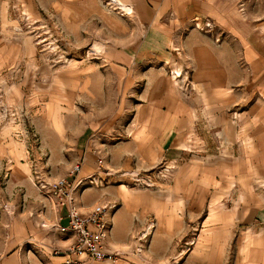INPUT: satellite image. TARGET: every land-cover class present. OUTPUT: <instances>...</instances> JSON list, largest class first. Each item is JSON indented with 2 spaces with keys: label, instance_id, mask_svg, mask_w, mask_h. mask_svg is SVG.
I'll list each match as a JSON object with an SVG mask.
<instances>
[{
  "label": "crops",
  "instance_id": "obj_1",
  "mask_svg": "<svg viewBox=\"0 0 264 264\" xmlns=\"http://www.w3.org/2000/svg\"><path fill=\"white\" fill-rule=\"evenodd\" d=\"M35 1L0 0V87L13 98L9 108L24 110L42 149L55 152L57 160L70 127L62 120L59 101L51 100L56 92L48 78L53 74L36 68L41 63L27 56L29 49L15 30L21 10ZM43 1L45 8L59 4L62 16L81 23L105 17L102 8L110 9L106 0ZM116 1L131 11L114 15L140 30L139 48L163 50L164 55L154 58L165 64L172 59L173 71L190 68L193 92L184 103L174 85L158 82L157 88L166 89L163 97L171 101L169 115L158 113L151 125L138 122L129 139L108 147L106 155L105 166L114 170H124L132 162L143 169L162 159L177 161L171 204L165 206L153 191L118 184L123 177L115 175L112 184L77 195L79 211L87 214L100 203L116 205L106 249L118 250L124 264H147L125 251L136 218L154 215V237L168 241L180 232L185 219L195 221L202 213L196 246L178 264H264V0ZM194 22L200 27L209 23L211 29H196ZM23 63L35 69L23 89L25 109L16 91V86L27 84L28 77L20 84L18 76L17 67ZM23 125H0V179L8 177L2 182L5 191L0 188V204L20 211L12 218L0 214V264H19L23 247L32 253L27 255L30 264H64V258L52 256V251L66 250L74 237L55 228L67 225L65 211L50 207L29 184L32 164ZM88 132L83 129L73 143L74 159L82 162L79 176L91 171L99 176L90 148L93 133ZM64 162L69 168V161ZM67 169L59 176H65ZM6 194L12 198L7 200Z\"/></svg>",
  "mask_w": 264,
  "mask_h": 264
},
{
  "label": "rangeland",
  "instance_id": "obj_2",
  "mask_svg": "<svg viewBox=\"0 0 264 264\" xmlns=\"http://www.w3.org/2000/svg\"><path fill=\"white\" fill-rule=\"evenodd\" d=\"M56 1L60 2V0H54L53 3L55 4ZM44 5L43 0H37L32 2L29 8L25 7L21 10L20 24L15 29L16 36L26 43L29 49L27 56L35 57L37 62L41 63V66L37 65L36 68H47V71L50 70L53 74L48 79L54 81L53 88L57 94L54 93L51 100L59 101L62 120L70 127V130L66 132L64 145L60 147L59 158L55 160V152L46 153V150L42 149L40 136L28 121L24 110H16L21 117L20 122L25 127L22 132L33 145L29 148L32 173L28 181L31 188L50 207L53 206L50 200L36 190L37 181H52V179L64 177V175L59 176L60 172L64 171L63 168H68L64 161H69V168L78 162L74 159L76 156L73 143L83 129H89L88 134L93 133L90 148L96 157L95 164L99 153L104 160L103 167L115 172L117 176L124 171H137L143 178L149 177L153 182L152 187L138 185L124 177L121 178L123 181L118 184H124L129 189L153 191L158 196H162L165 206L171 204L173 172L178 168L177 161L162 159L143 169L138 168L132 162L130 167L124 170L108 168L105 162L108 147L122 144L129 139L132 127H136L138 122L151 125L155 123L158 113L169 115L167 109L171 101L163 97L167 92H165L166 89H162V86L160 89L157 88L158 82L163 85L168 84L170 87L174 85L176 95L182 102L186 103L191 99L193 89L190 68L177 69L179 77L175 79L176 75L171 63L173 60L171 59L170 62L169 59V64L157 62L154 56L164 55L163 50L146 51L139 48L142 40L140 30L123 23L122 19L118 18L117 12H120L114 10V7L102 8L105 11V17L85 19L81 23L62 16L59 4L48 5L46 8ZM32 15L34 17L29 18ZM193 27L195 28L194 23ZM202 31L208 30L203 29ZM212 33L217 40L220 38V35ZM17 69L20 71L18 73L20 84L24 76L28 77L27 84L22 83L20 87L16 86V91L20 94L18 99L22 97L21 106L25 109L27 102L24 97L27 92H23V89L30 83L31 73L35 69L34 65L26 67L24 63ZM34 93L31 91V94ZM157 94L161 96L159 101L156 98ZM12 100L7 89L0 87V107L3 105L11 107ZM156 109L158 112H155ZM55 140L53 138V141ZM104 168L99 170V176L102 178ZM91 174L94 173L91 171L86 175ZM7 178L3 175L0 179V188L3 191L6 186H3L2 182ZM111 178H106V181L98 187L86 188L78 196L86 191L98 190L109 183L112 184ZM11 198L6 194L7 200ZM18 212L20 211L15 210L11 204H0V214H3L4 218H12ZM203 216L202 213L196 220L194 219L195 221L185 219L180 232L168 241L154 237L157 231V220L154 215H147L142 219L136 218L129 233L128 242L130 243L125 251L127 255L133 254L134 257L137 255L142 263L178 264L196 246ZM150 221L154 223V228L149 233L146 227ZM144 232L149 234L139 240ZM29 250L23 247L22 256H24L19 264L31 263L32 258H27L28 254L32 255ZM138 251L141 252L138 254ZM152 251L163 252V255L153 257ZM228 260L230 262L231 257ZM120 263L124 264L121 261Z\"/></svg>",
  "mask_w": 264,
  "mask_h": 264
},
{
  "label": "built area",
  "instance_id": "obj_3",
  "mask_svg": "<svg viewBox=\"0 0 264 264\" xmlns=\"http://www.w3.org/2000/svg\"><path fill=\"white\" fill-rule=\"evenodd\" d=\"M108 6L114 7L122 15H130L131 11H125L123 6L116 0H106ZM194 26L199 30H210L211 26L206 23L203 27L197 22ZM21 117L15 110H11L5 105L0 107V125L9 122H20ZM32 148V143H29ZM29 151V150H28ZM29 153V152H28ZM96 165L100 169L103 167V158L97 155ZM81 161L69 168L64 177L56 178L52 181H37L36 190L45 198L52 202L54 208L64 210L66 213V226H55L61 233H70L74 237V242L64 251L54 250L52 256L63 257L64 264H89L88 261L105 262L106 264H121V253L107 251L106 239L109 236L112 226L111 215L116 208L115 204H97L87 214H82L77 205V195L85 191L88 187H98L106 178L113 177L116 173L106 168L102 170L101 176L91 174L79 176L81 171ZM119 176L129 178L138 185L152 187L153 182L149 177L143 178L137 171L121 172ZM63 218L60 217L59 220ZM154 228L152 221L148 222L146 230L149 232ZM150 233V232H149ZM144 232L139 240L149 234ZM141 251H138V254ZM137 253V252H136Z\"/></svg>",
  "mask_w": 264,
  "mask_h": 264
},
{
  "label": "bare ground",
  "instance_id": "obj_4",
  "mask_svg": "<svg viewBox=\"0 0 264 264\" xmlns=\"http://www.w3.org/2000/svg\"><path fill=\"white\" fill-rule=\"evenodd\" d=\"M127 8H128V7H127ZM128 9H129V8H128ZM174 74L176 75V77H174L175 79L179 77V74H178L177 70L175 71Z\"/></svg>",
  "mask_w": 264,
  "mask_h": 264
}]
</instances>
